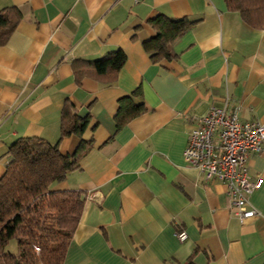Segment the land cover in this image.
Segmentation results:
<instances>
[{
    "label": "crops",
    "instance_id": "obj_1",
    "mask_svg": "<svg viewBox=\"0 0 264 264\" xmlns=\"http://www.w3.org/2000/svg\"><path fill=\"white\" fill-rule=\"evenodd\" d=\"M8 8L21 16L0 45V176L19 137L63 154L91 142L79 168L51 185L85 197L62 264H264V150L247 160L260 178L251 223L233 213L225 183L205 180L182 155L211 105L228 102L241 121L264 124V28L225 0H0V12ZM158 14L194 23L172 58L154 62L143 41ZM116 49L126 60L113 81L77 80V60ZM123 98L144 110L117 127ZM66 101L89 116L81 135L61 136Z\"/></svg>",
    "mask_w": 264,
    "mask_h": 264
},
{
    "label": "trees",
    "instance_id": "obj_2",
    "mask_svg": "<svg viewBox=\"0 0 264 264\" xmlns=\"http://www.w3.org/2000/svg\"><path fill=\"white\" fill-rule=\"evenodd\" d=\"M225 3L248 24L264 28V0H225ZM20 16L16 8L0 12V45L6 42ZM149 23L154 35L143 41V49L156 62L174 56L173 42L194 22L187 17L158 14ZM125 60L121 49L94 60H77L76 78L93 73L97 78L113 81ZM143 110L142 103H134L132 98L121 99L114 116L116 126ZM88 121V115L79 118L72 102L66 101L61 112V136L81 135ZM90 147L91 142L81 139L72 154H63L57 144L30 136L19 137L8 146V162L0 176V264L63 263L85 197L80 190L52 191L51 185L78 169L80 157ZM10 241L16 243L17 251L7 248Z\"/></svg>",
    "mask_w": 264,
    "mask_h": 264
},
{
    "label": "built area",
    "instance_id": "obj_3",
    "mask_svg": "<svg viewBox=\"0 0 264 264\" xmlns=\"http://www.w3.org/2000/svg\"><path fill=\"white\" fill-rule=\"evenodd\" d=\"M264 150V124L257 120L241 121L235 106L225 102L211 105L198 123L188 131L183 150L184 162L201 170L205 180L225 183L233 213L242 223H251L258 211L249 202L260 183L248 169L250 153ZM183 241L186 232L176 231Z\"/></svg>",
    "mask_w": 264,
    "mask_h": 264
},
{
    "label": "rangeland",
    "instance_id": "obj_4",
    "mask_svg": "<svg viewBox=\"0 0 264 264\" xmlns=\"http://www.w3.org/2000/svg\"><path fill=\"white\" fill-rule=\"evenodd\" d=\"M7 248L11 251H17V245L14 241H10L9 245L7 246Z\"/></svg>",
    "mask_w": 264,
    "mask_h": 264
}]
</instances>
